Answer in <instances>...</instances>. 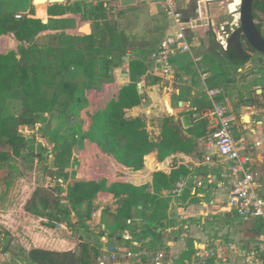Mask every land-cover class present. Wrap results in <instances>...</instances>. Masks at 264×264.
Instances as JSON below:
<instances>
[{
	"label": "crops",
	"instance_id": "crops-1",
	"mask_svg": "<svg viewBox=\"0 0 264 264\" xmlns=\"http://www.w3.org/2000/svg\"><path fill=\"white\" fill-rule=\"evenodd\" d=\"M193 1L180 0V7L186 15L191 14ZM38 3V6L34 5L32 0L31 9H33V12L28 14L27 18L40 20L47 27L34 38L35 43L42 36L56 34L68 36L69 38L94 36V32L90 33L91 22L105 20L107 16H110L111 9L116 10V6H124V8L129 9H144L151 16L163 15L166 25L161 39L173 30L172 23L165 15L161 5L158 4V0H144L138 5H135V2L123 4L121 0H65L62 3L48 5L42 1ZM224 3L227 11L236 16L238 11L232 6L240 4V0H224ZM39 7L43 8L45 17L40 15ZM54 12L60 15H55ZM124 14L128 15V12L124 11ZM86 21H90V24H84ZM79 27H81V32L79 31ZM5 38H7L5 39L6 44L1 45L0 43V54L13 52L16 54L17 59H20L23 53L25 54V59H29L30 62L32 61V57L30 56L32 53H37L39 56L42 55L41 47H35L30 44L31 42H19L10 34L6 35ZM161 39L146 53L142 46H134L123 37L122 41L126 42L125 45L127 47L124 56H127L129 61L128 63L123 61V56L118 62V66L108 73L110 77L108 80L111 79V83H108V80L91 83L86 79L80 67H77L81 69V77L77 82L73 81V73L71 71L64 78V85L73 87V98L66 101L62 97L64 95L62 93L60 99L63 98V102L59 101L52 114L57 110L59 112L66 111L70 103L77 102L80 104L79 118L73 119V124H76V127L81 130V133H77L76 135V139L81 140V147L73 153L67 165L70 177H76L79 173L87 175L106 173L98 168L90 169L84 167L85 165H81L80 168L77 165L73 167L74 161L84 160L83 157L86 154L87 144L91 143L95 147L98 146L96 143L82 138L84 133H86L85 116L86 114L92 115L98 109H103L111 99L117 98L121 88L126 87L125 83H132L133 78L129 69L131 61H139L143 65L144 71L140 75L141 93H138L142 96V99L138 106L127 111V115L141 117L145 120L147 131L152 138L159 137L161 133V120L166 116L172 117L175 122L180 124L181 135L185 137H190L187 131L202 119L201 111L208 106V102L201 91L200 79L195 65L197 64L200 69L206 70L210 77L213 75L211 65L213 63L217 64V61H213L212 55L208 52L209 39L205 42H195L191 55H181L171 60L173 78L169 82L147 74L150 67L148 56L158 46ZM94 45L98 47L100 42L98 45L96 43ZM201 47H203L204 53L193 55V51ZM101 55L102 52L98 51L97 56ZM184 56L187 58L183 60ZM194 59H198L199 61L195 64ZM71 66L70 70H73L74 66ZM124 73L128 74L125 78L123 77ZM136 76L134 80L135 85ZM210 77L207 81L208 86H210ZM235 79L236 77L230 75V82L219 89L223 90V98L227 100L229 106L234 108V113L237 116L234 136L236 139L243 140L249 147L253 159V169L257 174V190L264 199V74L261 76L259 71L255 69L252 76H249L245 80L238 81ZM86 84L91 85L90 89L84 87ZM258 90L261 92H258ZM80 93H82L83 99H79L78 95ZM240 96H242V100ZM173 101L175 102L174 105ZM165 105L171 109L172 113L167 112ZM52 114L46 118H50ZM206 125L207 134L203 137L195 138L193 152L190 154L176 153L164 160L158 158L157 151L151 152L143 157V165L139 171L125 167L111 156V164L114 163L112 166H118L122 171H126L129 174L134 173L131 174L132 179L128 178L115 183H127L135 187L147 186V192L150 195H154L152 189L154 173L163 172L169 174L172 171L181 169L182 171H186V174L180 173L172 189L162 190L157 195V198L162 200V205L165 206L163 213L166 215L164 220L156 224L157 229L155 231L152 230L157 236L153 237L151 232L149 233L151 236L148 239V245L145 247L139 246L137 249L132 248L136 235L140 232H145V230L147 231L145 225L153 206L151 205V199H145L142 204L140 203L137 207H133L131 225H124V229L117 230L122 232L128 228L129 232L126 231V233L132 239H125L124 233L116 235L115 244L111 245V247H117L121 253L128 251L141 252L146 257L157 250H162L164 252V262L167 264H191L192 257L202 248H216L220 245L234 244L238 248L235 252L229 251L227 253L229 259L237 264L243 263L246 260V257L251 252L250 247L254 246L261 236L256 233L258 222L256 219L242 222L229 213L230 208L227 204V198L230 182L229 178L225 177L226 175L223 173L226 163L216 155L215 149L209 145L207 122ZM83 145L84 150H81ZM206 158H209L210 162H205ZM150 162L156 164V167L151 168ZM103 176L105 177L106 175ZM104 180L107 186L115 184L109 180ZM59 182L61 183V180ZM123 198L124 196L117 197L113 193L100 192L92 202L93 208L98 207L104 211L107 204H111V213L116 215L120 201ZM167 208L168 211L166 213ZM103 211L100 219L101 224ZM63 227L66 229L64 225H62ZM57 228L51 230L56 231L58 230ZM71 239L76 240L73 236ZM75 246L65 251H76L78 245ZM256 257L259 259L258 255ZM121 264H131V262L123 260Z\"/></svg>",
	"mask_w": 264,
	"mask_h": 264
},
{
	"label": "trees",
	"instance_id": "trees-1",
	"mask_svg": "<svg viewBox=\"0 0 264 264\" xmlns=\"http://www.w3.org/2000/svg\"><path fill=\"white\" fill-rule=\"evenodd\" d=\"M39 8L40 15L45 17L43 8ZM252 14L257 28L264 37V0L254 1ZM46 27L47 25H43L40 20L27 17L16 19L12 15L0 16V36L10 34L19 42H32ZM94 42L93 35L68 38L67 43H63L60 49H48L45 59L40 58L35 63L25 59L23 53L20 59H17L13 52L0 54V137L4 139V142L0 143V163L9 166L8 177L10 179L22 176L15 161L27 148L26 140L21 132L22 128L36 129L38 122L45 120L44 118L50 116L56 109L62 93L66 101L73 98V87L63 83L70 71V66L82 68L84 76L91 83L108 80L110 78L108 73L118 66V62L126 53L125 41L102 39L98 47H95ZM240 43L246 54L254 51L243 37ZM98 51L102 52L101 56H97ZM208 52L212 55L213 61H217V64L211 65L213 69V75L209 80L211 88L224 87L230 82L228 71L243 68L249 62L232 48L223 52L215 44L210 43ZM57 53L59 54L52 61L50 55ZM46 65L48 66L45 67ZM129 69L133 78L132 83L122 87L117 98L111 99L103 109H98L92 115L86 114V133L82 138L96 143L104 153L135 171L141 169L143 157L154 151H157L160 160L176 153L190 154L193 152L195 138L207 134V125L204 120L201 119L190 128L187 131L190 137H185L181 135L180 124L172 117L166 116L161 120L159 137L152 138L147 131L145 120L141 117L127 115L128 110L141 103L142 96L138 94L134 80L136 75H142L144 71L139 61H131ZM90 86L86 84L84 87L90 89ZM49 89L52 90L51 93L47 92ZM240 97L242 100V96ZM9 100L22 102L23 110L20 115L13 116L6 112ZM77 133H81V130L75 127L72 135L67 139L53 134L51 141L46 144L48 146L43 145L46 157L41 152L28 153L37 161L52 162V170L46 165L44 173L52 171L51 176L47 177L52 178L58 187L54 190L48 189V192L36 189L24 207L25 212L31 216L45 218L48 221L46 224L48 228L54 229L59 225H64L73 230L75 223L69 221L71 215H74L84 204L87 205L89 211L97 194L108 192L117 197L124 196L115 215L119 222L116 229L121 230L123 229L122 224L126 226V221L132 219L133 207H137L145 199H151L153 208L149 212L145 227L148 232L153 233V237H156L157 235L153 232L157 229L156 224L166 218L163 213L165 206L162 205V200L158 199L157 195L162 190L172 189L180 173L186 174V171L181 169L169 174L154 173L152 180L154 195L147 192V186L135 187L127 183L107 186L105 180L86 182L74 176L70 177L66 165L69 164L73 153L81 147V140L76 139ZM7 148L10 152L5 151ZM59 180L64 185L67 184L66 188L60 184ZM58 189L65 191L64 200L68 204L66 208L60 206V196L56 193ZM256 220L258 222L256 233L262 235L264 221L261 218ZM99 254V251L90 247L88 243H82L74 252H58L32 247L26 251L25 259L28 264H97Z\"/></svg>",
	"mask_w": 264,
	"mask_h": 264
},
{
	"label": "rangeland",
	"instance_id": "rangeland-1",
	"mask_svg": "<svg viewBox=\"0 0 264 264\" xmlns=\"http://www.w3.org/2000/svg\"><path fill=\"white\" fill-rule=\"evenodd\" d=\"M121 1L123 4H132L135 2V0ZM31 3L32 0H0V16L12 15L15 18L20 15L21 19H23L33 12ZM38 4L39 3L36 2L34 5ZM238 6L239 4H236L232 7L237 10ZM232 7L231 10L233 9ZM124 11H127L128 15H125ZM212 13L216 16H220L218 22H232L235 17V14H230L225 5L220 3L213 6ZM236 17H239L238 13H236ZM88 23L90 24V21H86L84 24L89 25ZM165 25L166 22L163 15L151 16L148 14V11L144 9H129L124 8V6H116V10L111 9L110 16H107L105 20L91 22L90 33L94 32V43L97 45L102 39L106 41L117 39L120 41L124 37L128 43L134 46L140 45L143 47L144 52L148 53V51L157 44L159 39H161L164 34ZM81 27H79L80 32ZM68 38V36L56 34L38 38L36 41L37 44L33 40L30 44L35 47H41L42 55L39 56L37 53H32V55H30L32 57L31 62L35 63L39 61V58L45 59V54L48 49H60L63 43H67ZM209 42L214 44L212 36L209 37ZM203 53V47L193 51V55H201ZM58 54L59 53L50 55V59L54 61V58L57 57ZM250 55L251 60L243 68L237 70L230 69L228 71L230 75L236 77L235 80L242 81L252 76L253 69L255 68H260L259 74L261 76L264 73V55H262L263 63L261 65L257 61L259 57L258 54L254 53ZM185 58L187 57L184 56L183 60ZM56 60L60 61V59ZM47 66L48 65L45 67ZM71 68L72 66L70 69ZM80 70L81 69L77 67H73V70H70L73 73V81L77 82L80 79ZM107 82L111 83V79ZM47 92L51 93L52 90L49 89ZM78 97L79 99H83L82 93H80ZM59 101L63 102V98ZM174 103L173 101V105ZM79 106L80 104L77 102L70 103L68 109L63 113L57 110L50 118H44L45 120L38 122L36 129L24 128L23 133L27 148L22 151L20 158L15 160L22 175L21 177L10 179L8 177V173L10 172L9 166L0 163V264H28L25 261V252L32 247L53 251H65L67 249H72L78 244V241L87 243L92 240L93 244L99 249L104 250L115 244L116 235L122 233L126 235V231L129 232L128 229L122 232L117 231L116 228L119 222L115 214L111 213V204H109L110 206L107 204L106 209L103 211L101 230L106 231L107 237L102 241L98 240L96 235H92L93 239H91V235L86 228V216L92 212L93 204L89 211L86 205H82L74 215H71L69 221L75 223L73 230L62 228V226L59 225L57 226L58 230L52 231L51 228L46 227L48 221L45 218L33 217L24 210L26 203L36 189H43L46 190L45 192H48V189L54 190L58 187L57 184L52 181V178L47 177L51 176L50 172L52 171L47 172V174L44 173L46 165L52 170V162L47 160L43 162L37 161L33 159L32 156L28 155V153L41 152L43 156L46 157V151H44L43 145H45V147L48 146L46 144L51 141L53 134H58L64 139L69 138L76 127V124H71V121L73 119L76 120L77 117L79 118ZM22 110L23 105L20 100L7 101L6 112L9 115L18 116L21 114ZM3 142L4 139L0 137V143L2 144ZM81 150H84V145ZM5 151L10 152L8 148ZM85 153L83 157L84 160H78V162L75 160L73 167L77 165V167L80 168L81 165H85L84 167L90 169L98 168L104 172L111 171V155L104 153L101 147H95L94 144L89 143L87 144ZM56 193L60 196V206L62 208L68 207V204L64 200L65 191L58 189ZM167 211L168 208L165 212L167 213ZM122 227L123 229L125 228L124 224H122ZM149 233L151 232H147L146 230L145 232L138 233L133 241L134 245L132 248L137 249L139 246L145 247L148 245V239L151 236ZM151 234L153 235V233ZM72 236L76 240H72ZM152 246L151 248H153ZM103 255H105L102 256L103 258L107 257L105 253ZM104 262L105 264H109L107 260H104Z\"/></svg>",
	"mask_w": 264,
	"mask_h": 264
},
{
	"label": "built area",
	"instance_id": "built-area-1",
	"mask_svg": "<svg viewBox=\"0 0 264 264\" xmlns=\"http://www.w3.org/2000/svg\"><path fill=\"white\" fill-rule=\"evenodd\" d=\"M144 0H135L138 5ZM211 0H194L192 12L186 15L180 7V0H158V4L164 10L165 15L172 23V32L161 39L158 46L149 54L148 62L150 67L147 74L171 81L173 78V67L171 60L181 55H191L195 42H205L212 36L214 44L223 52L227 51L228 40L232 33L239 27V17H234L232 22H218L220 16L212 13V8L218 2L209 3ZM225 4L224 2H219ZM240 6L237 7L239 13ZM232 14V13H230ZM20 19L21 16L15 17ZM5 36H0L1 45L6 44ZM198 59H194L196 64ZM201 85V91L207 99L208 106L201 111V117L208 124V139L216 152V155L226 163L223 173L229 178L230 187L228 191L227 204L229 213L242 222L261 218L264 221V199L258 193L256 178L257 174L253 169V159L248 145L241 139L234 136L237 124V116L234 108L229 106L227 100L223 98L224 92L219 88H211L207 85L210 77L209 73L195 65ZM74 120L71 121V124ZM28 128V127H24ZM22 128L21 132L24 136ZM25 138V137H24ZM205 162H210L209 158ZM111 171L105 174L87 175L79 173L75 178L90 182L99 180H109L111 183L132 179L131 173L122 171L118 166H112ZM103 175H106L105 177ZM102 178V179H101ZM130 182V180H129ZM64 188L61 181L60 183ZM65 194V193H64ZM65 196V195H64ZM101 208H93L86 220V227L91 235H96L102 241L107 237L105 230H101ZM131 220L126 221V226L131 225ZM62 226V225H60ZM128 229V228H127ZM126 229V230H127ZM125 239L132 237L126 233ZM84 242L78 241V244ZM90 247L99 251L97 264H121V261L131 262V264H167L164 262V252L157 250L149 256H143L141 252H120L117 247L99 249L92 240L87 242ZM256 246V248H255ZM237 246L234 244L220 245L216 248H202L192 257L191 264H237L231 261L227 253L235 252ZM251 252L246 260L240 264H261L264 263V233L258 238V242L250 247ZM74 252V250H68ZM102 253V255H101ZM106 254L104 259L102 256ZM256 255L259 256L256 257Z\"/></svg>",
	"mask_w": 264,
	"mask_h": 264
},
{
	"label": "water",
	"instance_id": "water-1",
	"mask_svg": "<svg viewBox=\"0 0 264 264\" xmlns=\"http://www.w3.org/2000/svg\"><path fill=\"white\" fill-rule=\"evenodd\" d=\"M43 1L46 5L48 4H58L62 3L65 0H33V3ZM72 1H79V0H72ZM255 0H241V5L239 8V27L232 33L228 40L227 50L232 48L236 51V53L241 56L245 60H249L251 55L246 54L240 43L241 37H243L248 45L257 53L264 54V37L262 36L261 32L256 26V23L253 18L252 8L253 3ZM212 2H224V0H211L209 3ZM86 34V33H85ZM123 61L128 63L129 58L127 56L123 57ZM262 62V60H260ZM128 74L124 73L123 77H127ZM129 83H125V86H128ZM136 87L138 93H141V84H140V75L136 76ZM258 92H261L258 90ZM166 110L169 113L171 109L166 106Z\"/></svg>",
	"mask_w": 264,
	"mask_h": 264
},
{
	"label": "flooded vegetation",
	"instance_id": "flooded-vegetation-1",
	"mask_svg": "<svg viewBox=\"0 0 264 264\" xmlns=\"http://www.w3.org/2000/svg\"><path fill=\"white\" fill-rule=\"evenodd\" d=\"M254 53H256V54L259 55L257 61H258V63L261 65V64L263 63V57H262V55H264V54H259V53L255 52V51L248 52L247 54L250 55V54H254ZM250 60H251V58L249 59V61H250ZM260 60H262V62H260ZM255 69H257L258 71L260 70L259 68H255ZM255 69H253V70H255ZM263 74H264V73H263Z\"/></svg>",
	"mask_w": 264,
	"mask_h": 264
},
{
	"label": "bare ground",
	"instance_id": "bare-ground-1",
	"mask_svg": "<svg viewBox=\"0 0 264 264\" xmlns=\"http://www.w3.org/2000/svg\"><path fill=\"white\" fill-rule=\"evenodd\" d=\"M43 2V1H42ZM241 5V0H240V4L239 6ZM239 14V13H238ZM169 113H172L171 111H169ZM150 165H151V168H155L156 167V164L150 162Z\"/></svg>",
	"mask_w": 264,
	"mask_h": 264
}]
</instances>
